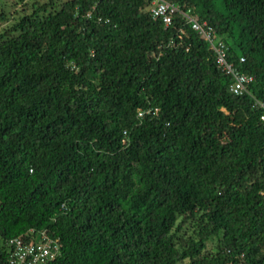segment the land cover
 Here are the masks:
<instances>
[{"label": "trees", "instance_id": "1", "mask_svg": "<svg viewBox=\"0 0 264 264\" xmlns=\"http://www.w3.org/2000/svg\"><path fill=\"white\" fill-rule=\"evenodd\" d=\"M165 1L247 94L146 0H30L0 28V264L40 231L49 264H264V0Z\"/></svg>", "mask_w": 264, "mask_h": 264}, {"label": "built area", "instance_id": "2", "mask_svg": "<svg viewBox=\"0 0 264 264\" xmlns=\"http://www.w3.org/2000/svg\"><path fill=\"white\" fill-rule=\"evenodd\" d=\"M146 2L151 19L160 20L165 27H169L173 23V18L179 17L200 39L206 42L214 55L217 69L231 79L229 92L232 95L240 97L248 93L253 77L242 73L232 62H229L228 49L211 26L206 22H199L189 10L185 11L179 5L165 0H146ZM243 61L244 59L240 58V62ZM259 106L263 109L260 120L264 121V106L262 104ZM141 116L142 114L139 113V117ZM30 233L35 232L32 230ZM35 236L37 237L35 241L24 240L22 237L9 241L13 247L8 259L9 264H49L55 260L60 251L59 239L50 238L43 231L35 233Z\"/></svg>", "mask_w": 264, "mask_h": 264}, {"label": "rangeland", "instance_id": "3", "mask_svg": "<svg viewBox=\"0 0 264 264\" xmlns=\"http://www.w3.org/2000/svg\"><path fill=\"white\" fill-rule=\"evenodd\" d=\"M45 2L46 0H40ZM218 9L222 11V5L218 2ZM30 9V0L26 3H19L18 0H2L0 5V12H5L8 15V23H0V28L5 26V24H11L17 15L22 12H28Z\"/></svg>", "mask_w": 264, "mask_h": 264}]
</instances>
